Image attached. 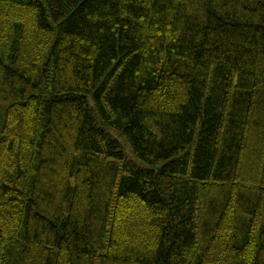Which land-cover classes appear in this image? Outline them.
<instances>
[{"label": "trees", "instance_id": "16d2710c", "mask_svg": "<svg viewBox=\"0 0 264 264\" xmlns=\"http://www.w3.org/2000/svg\"><path fill=\"white\" fill-rule=\"evenodd\" d=\"M0 264H264V0H0Z\"/></svg>", "mask_w": 264, "mask_h": 264}]
</instances>
